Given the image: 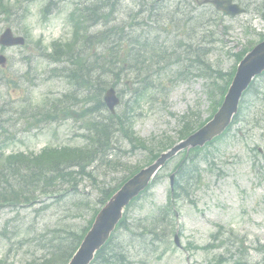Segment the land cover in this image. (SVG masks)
<instances>
[{
	"label": "rangeland",
	"instance_id": "obj_1",
	"mask_svg": "<svg viewBox=\"0 0 264 264\" xmlns=\"http://www.w3.org/2000/svg\"><path fill=\"white\" fill-rule=\"evenodd\" d=\"M8 1L13 5L12 11L10 14L0 12V32L11 27L15 33L25 36V43L8 48L0 45V53L7 58L6 65L0 67V132L5 138L0 145V154L16 151L39 153L50 144L81 145L83 140L78 134L82 135L85 130L82 120H46L47 112L56 107L54 101L63 93L68 94L71 87L61 76L52 75L51 65L42 56L47 45L70 37L72 30L67 16L78 0H54L44 14L48 0L24 1L21 4L14 3L16 0H4ZM177 2L179 0L164 2V10ZM181 2L188 3V0ZM234 2L239 3L245 12L230 16L214 13L211 4L196 8L201 13L198 22L207 25L204 40L207 45L211 41V52L207 56L211 67L225 72L237 63L235 53L264 37V0ZM118 5L120 14L117 15L124 17L128 8L137 6V0H120ZM153 26L164 30L158 24ZM170 29L175 34V27ZM255 79L254 85L260 90V95L255 98L248 94V103L240 113L243 122L232 125L225 136L207 147L213 152L211 161H202L199 165L200 179L188 195L192 201L182 195L175 202L176 213L174 219L172 216L171 227L166 229L168 233L161 234V227L157 226L158 239L151 243L148 237L144 239V235L129 240L131 235L124 228L115 232V242L128 248L127 255L134 264H206L214 263L219 255L223 257L222 264L264 260V74ZM13 80L14 85L7 84ZM205 83L203 78L191 74L183 80L173 79L169 89L162 94H158L161 89L153 90L150 100L147 96L137 101L134 96L122 93L125 100L123 105L117 106V111L121 113L128 109L130 103L133 111L131 130L138 139L145 141L146 146L132 149L118 131L111 139V155H117L123 166L115 170L97 168L94 170L95 184L87 178L80 179L78 185H73L79 190L75 195L94 201L100 195L99 188L114 187L134 166L147 165L152 152L159 150L157 144L160 139L170 137L174 144L178 142L177 133L183 113L193 123L207 119L211 104L204 93ZM155 84L161 86L160 80ZM117 87L118 92L125 90L122 84ZM129 96L130 101H127ZM125 101L128 106H124ZM65 104L69 105L70 101L65 99ZM107 112L102 107L97 113L106 115ZM60 116L63 117L62 113ZM167 148H161L160 152ZM179 158L180 154H177L169 159L158 171L157 179L148 192L128 209V223L138 226L139 222L144 224L149 216L159 213L156 212L159 210L157 207L164 206L168 198L169 173ZM80 201L81 205L87 202L85 199ZM60 208V203H54L52 208L39 213L37 220L48 225L65 223L68 219L57 220V216L63 214ZM75 209L76 206L70 208ZM24 210L26 212L20 211L11 225L31 224L33 215L27 213L30 209ZM11 215L16 216L10 208H0V217ZM156 218L160 219V214ZM73 222L85 223L81 217H76ZM70 224L74 227L72 222ZM136 229L142 228L138 226ZM176 232L180 248L173 243ZM20 236H15L14 240ZM40 245L37 241H24L20 250L32 252ZM6 252L7 246L0 245V257ZM20 256L21 253H9L5 264H19Z\"/></svg>",
	"mask_w": 264,
	"mask_h": 264
},
{
	"label": "trees",
	"instance_id": "obj_2",
	"mask_svg": "<svg viewBox=\"0 0 264 264\" xmlns=\"http://www.w3.org/2000/svg\"><path fill=\"white\" fill-rule=\"evenodd\" d=\"M165 1L140 0L135 8H128L124 12V17H119L117 13L120 14L118 5L120 0H88L78 4L75 11L69 15L72 25L71 37L67 41L52 43L48 56L53 62H63L61 74L69 79L72 87L80 91L77 96L71 94L69 99H72V103H81L84 106L87 104L80 109L81 116L90 115L86 123L87 129L83 134L85 142L82 146L72 148L44 150L37 156H26L20 152L0 156V208L9 206L16 211L15 217H7L0 221V245L7 246V252L0 257V264L6 263V256L11 252L21 253L19 264H67L91 225L98 208L125 179L137 171L138 167L132 168L114 187L99 188L100 195L93 199L94 201L75 195L79 190L73 185H78L80 179L87 178L95 184L94 170L97 168L115 170L123 166L117 155L110 156L111 139L118 131L132 148L146 146L145 142L138 139L131 130L133 112L131 107L116 115L108 113L95 118L96 113L104 107L102 96L108 86L116 87L122 84L125 90L120 92L129 95L133 93L135 99L139 101L146 98L145 93L151 88L152 90L163 88L164 91L169 89L171 83H166L160 88L153 83V78L158 79L157 76L169 74L173 81V78L184 76L185 70H188L207 76L205 78L210 82L205 88V93L214 104L212 112L219 105L234 68L225 73L220 69H213L207 61V54L211 51L210 44L207 45L204 40V32L207 29L204 28L207 25L204 26L202 21L198 22V15L201 13L196 11L193 0L189 3L175 4L170 9L166 8L167 10H164ZM140 17H145L146 23L150 21L162 26L166 34L170 33V27H175V43L167 46L165 44L167 39L159 41V38L154 36L148 41L149 52L144 50L147 41H143L144 36L142 38L144 31H141L139 25ZM146 26L147 24L144 28ZM241 56V52L236 55L237 60H240ZM248 94L257 97L260 90L254 83L249 86L242 97L233 123L241 120L239 113L245 103H248L245 100ZM124 106L128 104L125 102ZM185 117L182 116L183 122L177 134L178 139L187 137L203 124L201 121L193 123L190 119L185 121ZM221 136L214 140L221 139ZM173 142L164 137L158 142L159 150L152 152L150 160L157 156L161 148L170 147ZM212 142L205 147L193 149L177 162L173 197L189 194L197 177L195 175L197 169L191 167L196 166L201 160H209L212 151L208 150L207 146ZM147 189L143 193H146ZM170 196L168 194L167 204L159 208L158 214L149 216L150 219L144 224L138 223L142 229H136L138 227L136 224L128 223L126 213L109 240L96 252L90 264H134L127 255L128 248L120 242H115V232L124 228L131 235L129 240L144 235V239L148 237L151 243L156 241L157 226L161 227L159 230L161 234L168 233L166 229L168 226L171 227L174 210L171 208ZM139 197L134 198L125 209L127 210ZM81 199L87 202L81 205ZM54 203L61 204L60 212L63 213L57 216V220L63 218L68 220L53 225L37 220L39 213L46 211L47 208L49 210ZM73 206H76V209L70 210ZM23 207L31 208L28 214H32L34 220L29 225H11ZM159 214L160 219H157L156 215ZM76 217H81L84 225L75 224L73 219ZM28 235L32 237L25 238ZM15 236L20 238L16 237L14 240ZM24 241H37L41 245L38 250L32 248V252L21 251Z\"/></svg>",
	"mask_w": 264,
	"mask_h": 264
},
{
	"label": "water",
	"instance_id": "obj_3",
	"mask_svg": "<svg viewBox=\"0 0 264 264\" xmlns=\"http://www.w3.org/2000/svg\"><path fill=\"white\" fill-rule=\"evenodd\" d=\"M217 8L228 12L232 15L240 12L236 5H231V0H212ZM223 4H226L223 6ZM2 42L13 43L21 42V39H11L8 31L1 37ZM264 70V41L257 44L250 53L244 56L237 67V72L233 77V82L228 89L222 106L215 114L214 118L206 125L202 126L197 132L187 137V140L176 144L168 151L161 154L151 165L142 168L134 174L129 180L123 183L120 189L114 193L109 201L99 210V213L92 222L91 228L86 233L68 264H89L93 259V254L99 250L101 245L109 238L111 231L114 229L118 220L121 218L124 205L128 204L133 196L137 195L148 184L154 176L155 171L162 165L167 158L176 153V150L187 147L188 144L196 146L210 140L213 136L219 135L221 131L230 122L231 116L237 109L238 100L242 94V90L252 80V76L259 74ZM105 101L109 108L113 110V106L117 103V98L110 89L105 94ZM171 182L173 175H171ZM177 236H175V239Z\"/></svg>",
	"mask_w": 264,
	"mask_h": 264
}]
</instances>
